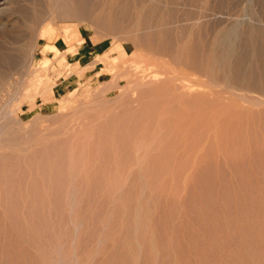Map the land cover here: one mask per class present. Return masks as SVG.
I'll return each instance as SVG.
<instances>
[{
    "label": "rangeland",
    "instance_id": "374dc122",
    "mask_svg": "<svg viewBox=\"0 0 264 264\" xmlns=\"http://www.w3.org/2000/svg\"><path fill=\"white\" fill-rule=\"evenodd\" d=\"M75 1L0 6V264H264V82L209 67L263 1L123 32Z\"/></svg>",
    "mask_w": 264,
    "mask_h": 264
},
{
    "label": "bare ground",
    "instance_id": "6f19581e",
    "mask_svg": "<svg viewBox=\"0 0 264 264\" xmlns=\"http://www.w3.org/2000/svg\"><path fill=\"white\" fill-rule=\"evenodd\" d=\"M8 1V0H7ZM6 0H0V6L4 5L6 2ZM88 1V0H86ZM94 1V0H93ZM91 0V2H93ZM191 2H194V3H198V2H195V0H190ZM200 1V4H201V7L203 6H207L208 4V1L207 0H199ZM263 1V4H264V0ZM91 2L88 1V3H90V6L92 7V5L97 2L98 6L97 8H94L89 11L87 9V7L85 8L87 11L90 12V15L92 17V23H95V24H98L100 25L101 27V31H104V32H107V31H111L112 29H116V30H120L119 32H123L124 29L126 28V26H128L127 23H129L131 20H132V26L136 27V31L139 29L140 25H141V22L142 20L144 21H148V19H153L154 16L155 18H157L158 21H160V19H163L162 16H164L165 14L163 13H166V16L168 15L170 18L173 17V11L171 9H167L169 7H167L168 5L170 4H175V2H177L176 0H95L94 3H92L91 5ZM74 3L75 7L76 5H79L81 3H79V0H76L75 2H72ZM83 3L85 4V2L83 1ZM83 3H82V6H83ZM87 4V2H86ZM96 3L94 4V7L95 5H97ZM164 4V5H163ZM6 5V4H5ZM4 5L6 9V6ZM88 5V4H87ZM163 5V6H162ZM65 6V5H64ZM72 6V4H71ZM81 6V9H83ZM164 6L166 7L167 10H164ZM3 7V6H2ZM2 7H0V9H2ZM79 7V6H78ZM77 7V8H78ZM163 7V8H162ZM264 7V6H262ZM76 8V9H77ZM244 8V7H243ZM79 10V9H78ZM84 10V9H83ZM165 11V12H164ZM82 12V10H81ZM77 14H79L80 12H76ZM84 13H85V10H84ZM83 13V15H84ZM68 15V14H67ZM76 15V14H75ZM66 16V15H65ZM71 16V15H70ZM78 17L80 15H77ZM90 17V18H91ZM73 18V17H72ZM76 18V17H75ZM79 18H84L82 16H80ZM74 19V18H73ZM166 19V18H165ZM253 19V18H252ZM78 20V18H77ZM82 19H79V21L81 22ZM85 20V18H84ZM155 20V23H156V19ZM83 21V20H82ZM87 21V20H86ZM157 21V23H159ZM164 21V20H162ZM166 21V20H165ZM199 20H197L198 22ZM151 22V21H150ZM149 22V23H150ZM253 22V21H252ZM84 23V21H83ZM144 23V22H143ZM148 23V24H149ZM164 23V22H162ZM127 24V25H126ZM147 24V23H146ZM145 23L143 25H146ZM88 25V24H87ZM158 25V24H157ZM256 25V24H255ZM254 25V26H255ZM162 26V25H160ZM97 27V26H96ZM156 27V26H155ZM253 27V26H251ZM147 28V26H146ZM149 28V27H148ZM161 28V27H160ZM262 28V27H261ZM261 28L257 27L254 28L253 27V36L255 35L254 38H251V40L254 42L253 45L251 44H248L250 46H252L250 48V50H247V49H244L242 51V53L239 55V57L236 59V61H227V58L229 56H231V52L234 51V46L231 44L228 45V47L226 49H224L226 51V53H230L229 56H222V57H219V58H215L213 60L210 59V61H213V63L211 64V66H209L210 68L211 67H214L212 65H215V66H220L221 64L224 65H228L230 67L234 66V69L237 68V72L239 73L238 75H240L239 77H241L242 79H246L247 77H251L255 83H258L259 82H264V36H263V31H261ZM228 29V28H227ZM126 30V29H125ZM140 30V29H139ZM162 30V29H160ZM251 30H250V33H251ZM115 31V30H114ZM129 31V30H128ZM131 31V30H130ZM142 31V30H141ZM248 31H249V28H248ZM117 33V31H115ZM132 32V31H131ZM166 32V31H165ZM142 33V32H141ZM159 33V32H157ZM229 33V32H228ZM227 33V34H228ZM120 34V33H119ZM123 34V33H122ZM126 34V33H125ZM163 34V33H162ZM192 34V32H191ZM190 34V35H191ZM230 34V33H229ZM232 34V33H231ZM131 36V35H130ZM138 36V35H137ZM155 36V35H154ZM252 36V37H253ZM164 38V36H162ZM221 37V36H220ZM23 38V37H22ZM158 38V37H157ZM162 38V39H163ZM189 38V37H188ZM219 38V37H218ZM222 38V37H221ZM224 38V36H223ZM156 39V37H155ZM161 39V38H160ZM192 39V38H191ZM227 39V38H226ZM225 39V40H226ZM254 39V40H253ZM220 40V41H218ZM217 40L218 43L221 42V39L219 38ZM250 40V42H251ZM186 41V40H185ZM184 41V42H185ZM232 41V40H231ZM224 42V40H223ZM233 43V42H232ZM1 44V42H0ZM223 45V44H222ZM234 47V48H233ZM22 48V47H21ZM248 48V49H249ZM3 47L0 46V60H4V61H10V57L9 54L6 55L5 52L3 51ZM23 49V48H22ZM178 49V48H177ZM238 49V48H237ZM183 50V49H182ZM207 50V49H206ZM212 50V49H211ZM190 51V50H189ZM199 51V50H198ZM214 51V50H213ZM179 52V50L177 51ZM211 52V51H210ZM238 52V50H237ZM223 53V52H222ZM227 53V54H228ZM211 54V53H210ZM235 54V53H234ZM179 55V54H178ZM211 56V55H210ZM214 56V55H213ZM15 57V56H14ZM175 57H177V55H175ZM179 57V56H178ZM226 57V58H225ZM237 57V56H236ZM226 59V60H225ZM178 60V59H177ZM13 61V60H11ZM248 61L249 63H251V61H254V64L255 66H252L253 63H251V66L248 67ZM209 62V60H208ZM12 64V62H9ZM16 64L17 66V69H19L18 67H20L19 65H17V63H14V65ZM19 64V63H18ZM217 64V65H216ZM196 65V64H195ZM138 66V65H137ZM217 66V67H218ZM13 67V66H12ZM201 67V66H200ZM205 67V66H204ZM203 67V69H204ZM207 67V66H206ZM21 68V67H20ZM136 68V67H135ZM134 69V68H133ZM207 69V68H206ZM136 70V69H135ZM133 70V71H135ZM232 70V68H231ZM205 71V70H204ZM208 71V69L206 70ZM210 71V70H209ZM215 71V70H214ZM230 72V71H229ZM7 73V72H6ZM141 73V72H140ZM213 73V72H212ZM134 74V73H133ZM139 74V73H137ZM219 74V73H218ZM143 76V75H142ZM5 77V75H2L0 74V84H2V80L3 78ZM141 77V76H139ZM215 77V76H214ZM226 82V81H225ZM6 84V83H5ZM230 84V83H229ZM228 84V85H229ZM247 85V84H246ZM260 85V84H259ZM3 86V85H2ZM4 87V86H3ZM255 87V86H254ZM264 93V92H263ZM245 99V98H244ZM255 104H262L264 103V101H253ZM225 178V177H224ZM258 232V231H257Z\"/></svg>",
    "mask_w": 264,
    "mask_h": 264
}]
</instances>
